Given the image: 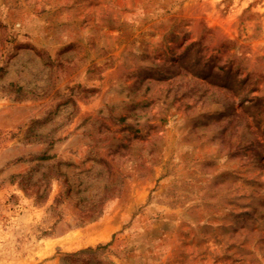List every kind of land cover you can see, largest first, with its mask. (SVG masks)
<instances>
[{
  "label": "rangeland",
  "instance_id": "obj_1",
  "mask_svg": "<svg viewBox=\"0 0 264 264\" xmlns=\"http://www.w3.org/2000/svg\"><path fill=\"white\" fill-rule=\"evenodd\" d=\"M0 264H264V0H0Z\"/></svg>",
  "mask_w": 264,
  "mask_h": 264
},
{
  "label": "trees",
  "instance_id": "obj_2",
  "mask_svg": "<svg viewBox=\"0 0 264 264\" xmlns=\"http://www.w3.org/2000/svg\"><path fill=\"white\" fill-rule=\"evenodd\" d=\"M214 84L217 85V86H220V87H221V86H222V87H225V85H220V84H218V83H217V84L214 83Z\"/></svg>",
  "mask_w": 264,
  "mask_h": 264
}]
</instances>
